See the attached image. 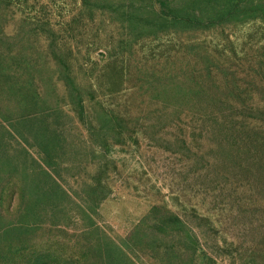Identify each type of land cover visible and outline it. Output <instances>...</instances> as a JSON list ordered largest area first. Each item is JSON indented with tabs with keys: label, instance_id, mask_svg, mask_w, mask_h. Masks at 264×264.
<instances>
[{
	"label": "rangeland",
	"instance_id": "1",
	"mask_svg": "<svg viewBox=\"0 0 264 264\" xmlns=\"http://www.w3.org/2000/svg\"><path fill=\"white\" fill-rule=\"evenodd\" d=\"M0 264H264V0H0Z\"/></svg>",
	"mask_w": 264,
	"mask_h": 264
}]
</instances>
